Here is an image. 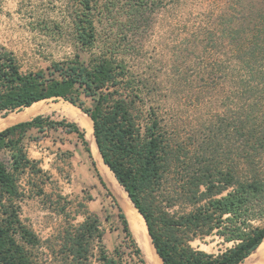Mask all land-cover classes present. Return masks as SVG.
<instances>
[{
	"label": "trees",
	"instance_id": "16d2710c",
	"mask_svg": "<svg viewBox=\"0 0 264 264\" xmlns=\"http://www.w3.org/2000/svg\"><path fill=\"white\" fill-rule=\"evenodd\" d=\"M165 1L66 0L70 23L50 28L60 38L70 36L73 54L52 63L47 74L22 71L14 53L0 45V117L50 98L78 107L90 117L102 160L144 218L163 264H241L264 239V225L253 224L264 217V176L242 161L264 147V123H257L253 103L245 109L241 98L230 100L225 85L249 82L264 98V0L256 3L259 15L248 1V29L228 21L225 34L234 47L228 68L238 77L215 81L217 70L226 68L225 53L191 81L175 80L174 87L192 92L195 117L163 114L164 71L176 70L180 53L163 55L156 45L150 50L148 33ZM45 125L76 133L90 153L74 122L37 115L0 130V151L9 158V164L0 158V264H144L121 207L125 237L112 251L102 242L98 216L84 203L77 212L82 221H67L53 240L41 239L26 222L22 205L31 192L46 195L41 184L47 173L28 156L24 139L28 129ZM23 176L29 190L20 185ZM66 210L62 205L58 212ZM215 238L231 245L217 252L200 247ZM122 248L129 250L126 258Z\"/></svg>",
	"mask_w": 264,
	"mask_h": 264
},
{
	"label": "rangeland",
	"instance_id": "374dc122",
	"mask_svg": "<svg viewBox=\"0 0 264 264\" xmlns=\"http://www.w3.org/2000/svg\"><path fill=\"white\" fill-rule=\"evenodd\" d=\"M248 1H165V8L157 17L153 29L148 33L150 50L156 45V52L163 55L167 54L168 50L177 55L180 53L175 62L176 70H173V67L164 71L163 95L167 94L165 99L168 97V103H165L166 109L163 105V114L168 110L174 114L191 117L198 115V113L194 115L190 104L193 99L192 92L185 86L174 87L173 84L175 80L180 81V77L182 80L191 81L192 75L206 62L212 63L226 53V58H220L226 59L223 63L226 68L217 70L214 74L215 81L222 82L223 76L229 80H232L234 76L238 77L236 71L228 68L230 64L227 61L233 54L234 47L229 43L225 32L228 21L231 19H236L239 23L243 22L242 28L248 29L244 20L246 17L244 9L251 6ZM259 1L263 3V0ZM257 2L258 0H252L255 6L254 11L259 15L256 10ZM68 10L66 0H1L0 45L14 53L22 71L45 70L47 74L52 63L65 61L73 54L70 36L60 38L50 28L55 24L67 27L71 21ZM44 26L49 29L43 28ZM203 28H208L207 32L202 31ZM241 31L242 29L240 34H242ZM224 71L226 74H223ZM244 83L247 85L235 83L236 86L232 89L225 85V89L228 91L230 100L234 96L241 98V104L245 109L249 103H253L255 105L253 115L258 124H263L264 98L259 93L258 87H252L253 84L249 82ZM81 98L84 99L86 106L91 105L90 98L83 96ZM171 102L173 110L170 111L169 103ZM37 105L38 110L34 114H29V108L26 107L11 112L6 117H0V130L28 121L37 115L48 121L74 122L63 115L61 107L69 103L62 99H44ZM12 118L18 119L11 120ZM80 129L83 131L81 127ZM24 142L28 156L37 160L39 166L47 173L44 184H41L46 195H36L31 192L22 205V216L26 222L41 239L53 240L67 221L74 224L82 221L83 216L77 212L80 210V203H84L98 216L101 222L102 242L108 251H112L113 247H116L125 237L119 217L121 206L113 191L99 174L96 161L86 151L85 145L77 134L69 132L67 128H50L45 125L42 130L35 127L28 129ZM243 155L244 164H251V169L256 174L264 176V147ZM0 158L9 164L8 155L2 151H0ZM26 178L27 176H23L20 179V185L24 190H29L31 185ZM32 189L35 191V187ZM62 205H67L66 214L58 212ZM121 210L123 212L122 207ZM253 224L263 226L264 217L253 221ZM198 243L195 242L194 245ZM229 245L231 243H222L218 238L208 243H200L202 249L210 252H217L218 249H224ZM122 251L126 258L129 250L122 248ZM250 256L241 264H248L255 258ZM50 258L52 259L53 255ZM50 264H58V261H52ZM93 264H96L95 260ZM144 264L149 263L145 261Z\"/></svg>",
	"mask_w": 264,
	"mask_h": 264
},
{
	"label": "bare ground",
	"instance_id": "6f19581e",
	"mask_svg": "<svg viewBox=\"0 0 264 264\" xmlns=\"http://www.w3.org/2000/svg\"><path fill=\"white\" fill-rule=\"evenodd\" d=\"M38 103L39 101L28 106L29 114H34L37 112ZM61 108L64 116L76 122L83 129L85 138L90 145L91 156L93 157L94 161H96L97 167L99 169V174H101L107 185L117 197L119 204L123 209V213L125 214V217L127 219L129 227L134 235V238L141 248L145 261H147L149 264H163L153 248L144 218L134 207L127 192L120 185L112 171L102 160L94 138L93 126L90 117L70 103L69 105H64ZM17 119L18 118H12L11 120ZM253 253L251 254L252 256H250V258L255 256L254 259L256 260L248 264H264V239Z\"/></svg>",
	"mask_w": 264,
	"mask_h": 264
},
{
	"label": "crops",
	"instance_id": "0c3cea01",
	"mask_svg": "<svg viewBox=\"0 0 264 264\" xmlns=\"http://www.w3.org/2000/svg\"><path fill=\"white\" fill-rule=\"evenodd\" d=\"M85 114V113H84ZM84 137H85V135H84ZM86 139V138H85ZM87 141V140H86ZM87 143H88V141H87ZM88 147H89V149H90V145H89V143H88ZM91 153H89V155H90ZM113 248H115V247H113Z\"/></svg>",
	"mask_w": 264,
	"mask_h": 264
},
{
	"label": "water",
	"instance_id": "95a60500",
	"mask_svg": "<svg viewBox=\"0 0 264 264\" xmlns=\"http://www.w3.org/2000/svg\"><path fill=\"white\" fill-rule=\"evenodd\" d=\"M94 138H95V137H94ZM138 212H139V211H138ZM139 213H140V212H139ZM248 257H249V256H248ZM248 257H247V258H248ZM254 260H256V259H253L250 263L254 262Z\"/></svg>",
	"mask_w": 264,
	"mask_h": 264
}]
</instances>
